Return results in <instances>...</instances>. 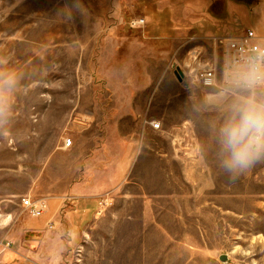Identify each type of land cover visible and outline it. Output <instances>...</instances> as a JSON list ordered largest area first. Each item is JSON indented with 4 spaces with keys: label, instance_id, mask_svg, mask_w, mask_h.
<instances>
[{
    "label": "rangeland",
    "instance_id": "374dc122",
    "mask_svg": "<svg viewBox=\"0 0 264 264\" xmlns=\"http://www.w3.org/2000/svg\"><path fill=\"white\" fill-rule=\"evenodd\" d=\"M85 2L86 25L96 30L90 38L75 0H0V61H6L0 70L19 79L0 127V242L11 243L0 264H44L37 253L48 248L58 251L56 264H264V162L235 181L221 171L220 129L247 93L221 94L174 75L195 46L178 51L187 38L263 31L264 19L232 4L227 19L208 16L215 0H169L166 11L153 0ZM194 18L204 19L196 32ZM139 19L144 25L132 26ZM164 35L171 39L165 44L152 39ZM95 36L88 65L83 50ZM158 122L157 130L148 125ZM71 135L87 136L83 167L101 159L103 174L118 172L125 159L139 169L145 152L160 187L145 194V216L138 200L120 214L117 195L112 203L96 202L82 222L81 199L71 187L56 228L59 240L24 237L19 223L28 215L21 197L10 195L31 190L48 152ZM205 160L215 176H185L191 164Z\"/></svg>",
    "mask_w": 264,
    "mask_h": 264
},
{
    "label": "crops",
    "instance_id": "0c3cea01",
    "mask_svg": "<svg viewBox=\"0 0 264 264\" xmlns=\"http://www.w3.org/2000/svg\"><path fill=\"white\" fill-rule=\"evenodd\" d=\"M153 1H157V3H159V10H167V5H165V2L169 0ZM251 1H253L254 4L248 6V4H245L244 0H215L214 3H217V6H209L206 13L208 16L213 14L217 17H225L227 19L231 12L232 4L234 7L239 9L241 7L246 8L247 6L254 16H261L264 19V0ZM81 4L82 6L84 4L85 7H89L85 0H81ZM233 6L232 8H234ZM85 7H81V28L85 32H87L86 34H88L90 38L93 33H96V30L93 27L89 28V26L86 25L87 17ZM90 12H92V14L97 19L102 20L101 16L94 14L95 12L93 11ZM184 16L185 14L183 13V17ZM202 20L204 19L194 18L190 21V23H192V26H195L193 28L195 32L197 31L196 25ZM253 30L259 36L264 37V30L258 32L255 29ZM240 31L242 32L243 30ZM240 31H238V33ZM101 32L102 31H100L99 35L101 34ZM194 33H192L191 36H194ZM177 36L178 35L174 36L172 40ZM186 37H188V35ZM97 39V36H95L94 43L87 48L86 46L84 47L83 56H88V65L90 63L89 58H91ZM152 39H156L160 44H165L166 41L171 40L170 36L165 35ZM158 123L160 124V122ZM70 141L71 145L68 148L63 147L62 143H59L58 146L53 147L48 152L46 163L41 166L40 171L36 176L34 187L31 190L25 191L23 194L12 193L10 195L11 197H13V199L18 197H30L33 199H44L46 201L47 209L41 217L32 218L28 216L27 219H24V222L22 224L19 223V225H21V234L24 237L25 234L31 233L33 234V237H37L40 242H56L59 240L58 234L56 233V228L59 226V218L63 210L65 198L70 197L69 191L71 190V187L72 189L74 187V192L77 193L81 199V222L86 220V217H90V211L92 210L94 205H96V202L99 203L100 200L104 198L106 203L109 204L114 200L117 201V195L121 196L120 201L122 204L121 208L119 209L120 214H124L126 211H129L131 204L133 202L135 203V200H138L141 204V210H143V216H145V212L147 211L146 204H149L150 202L146 198L145 194H150V187L153 186L154 190V186L158 184L154 167L148 166L147 163L149 160L146 159L145 152L140 155L142 165L139 169L134 170L135 165L133 168H131V165L129 166V159H125L121 161L120 169L118 168V172L115 168V170L109 169L107 173L103 174L99 170L102 166L101 163L103 162L101 159L94 164H92L94 161H90L91 163H89V166L83 167L84 158L89 152V148L91 147V143L89 139H87V136L76 140L73 135H71ZM94 143H96L95 139L92 144L94 145ZM96 152L97 154L99 153L96 148H94V153ZM210 163L211 164H209L206 160L204 161V163L201 161H195V163L190 165L189 173H186L185 176L195 178L215 176V174L213 173L214 167L211 166L212 161H210ZM221 171H223V169H221ZM148 173L150 174V176H148ZM80 176L81 180L76 182L77 178ZM218 176H224V174H218ZM119 178H121L122 180L120 181ZM158 187H160L159 184ZM79 190H81L80 193L78 192ZM89 207H91V209ZM50 223L52 224L51 227L49 226ZM124 224L126 223H121L120 225ZM39 253L44 264H56L60 259L57 255L58 251L53 248L45 249L43 250V253L38 251L37 257Z\"/></svg>",
    "mask_w": 264,
    "mask_h": 264
},
{
    "label": "clouds",
    "instance_id": "9594fccd",
    "mask_svg": "<svg viewBox=\"0 0 264 264\" xmlns=\"http://www.w3.org/2000/svg\"><path fill=\"white\" fill-rule=\"evenodd\" d=\"M79 7V0H75ZM6 63V61H0ZM235 87L247 95L235 101L220 129L221 167L235 181L258 162H264V50L240 66L234 76ZM19 85L11 70H0V127L6 124L12 98Z\"/></svg>",
    "mask_w": 264,
    "mask_h": 264
},
{
    "label": "built area",
    "instance_id": "2783aa9c",
    "mask_svg": "<svg viewBox=\"0 0 264 264\" xmlns=\"http://www.w3.org/2000/svg\"><path fill=\"white\" fill-rule=\"evenodd\" d=\"M131 24L143 26L144 20H135ZM187 44L195 46L186 52L184 60L177 63L174 68L180 80L195 86L216 89L221 94H229L239 91L233 83L235 72L248 61L249 57L256 55L257 49L264 50V37L247 28L236 35L190 37L181 43L177 50H181ZM207 45H210V48ZM148 125L154 130L160 127L159 123ZM70 145V139H65L63 146L68 148ZM20 208L28 216L39 218L46 212L47 204L44 199L24 197L20 200ZM10 245V242H0V262L3 254L10 249ZM66 263L65 260L61 264Z\"/></svg>",
    "mask_w": 264,
    "mask_h": 264
},
{
    "label": "water",
    "instance_id": "95a60500",
    "mask_svg": "<svg viewBox=\"0 0 264 264\" xmlns=\"http://www.w3.org/2000/svg\"><path fill=\"white\" fill-rule=\"evenodd\" d=\"M174 75L176 76V78H177L178 80H180V77H179L177 71L174 72ZM220 260H221L222 262L225 263V262H226V256H221V257H220Z\"/></svg>",
    "mask_w": 264,
    "mask_h": 264
},
{
    "label": "trees",
    "instance_id": "16d2710c",
    "mask_svg": "<svg viewBox=\"0 0 264 264\" xmlns=\"http://www.w3.org/2000/svg\"><path fill=\"white\" fill-rule=\"evenodd\" d=\"M240 1V0H239ZM245 4H250L251 0H244Z\"/></svg>",
    "mask_w": 264,
    "mask_h": 264
}]
</instances>
